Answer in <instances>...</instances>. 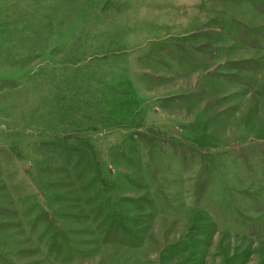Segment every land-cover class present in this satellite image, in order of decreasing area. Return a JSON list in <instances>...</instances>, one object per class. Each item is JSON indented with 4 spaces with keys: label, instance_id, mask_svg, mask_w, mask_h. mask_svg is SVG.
Masks as SVG:
<instances>
[{
    "label": "rangeland",
    "instance_id": "1",
    "mask_svg": "<svg viewBox=\"0 0 264 264\" xmlns=\"http://www.w3.org/2000/svg\"><path fill=\"white\" fill-rule=\"evenodd\" d=\"M0 264H264V0H0Z\"/></svg>",
    "mask_w": 264,
    "mask_h": 264
}]
</instances>
